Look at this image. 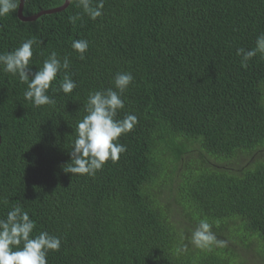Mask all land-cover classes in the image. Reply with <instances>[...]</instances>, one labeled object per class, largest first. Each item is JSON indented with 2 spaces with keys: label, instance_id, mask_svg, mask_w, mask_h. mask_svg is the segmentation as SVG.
Masks as SVG:
<instances>
[{
  "label": "trees",
  "instance_id": "1",
  "mask_svg": "<svg viewBox=\"0 0 264 264\" xmlns=\"http://www.w3.org/2000/svg\"><path fill=\"white\" fill-rule=\"evenodd\" d=\"M63 1L24 0L23 14ZM76 5L0 17V54L35 39L31 71L55 51L76 82L60 91L62 69L37 107L0 66V219L19 205L33 237H60L48 264H264V55L246 68L236 55L264 32V0H104L95 20ZM118 72L134 77L116 116L138 120L116 141L127 150L95 175L65 172L89 92L117 90ZM205 218L215 240L200 248Z\"/></svg>",
  "mask_w": 264,
  "mask_h": 264
},
{
  "label": "clouds",
  "instance_id": "2",
  "mask_svg": "<svg viewBox=\"0 0 264 264\" xmlns=\"http://www.w3.org/2000/svg\"><path fill=\"white\" fill-rule=\"evenodd\" d=\"M71 2L72 0H64V3ZM20 3L21 0H0V17L15 11ZM76 6L82 8L90 19L95 20L103 14L104 0H97L95 6H92V0H77ZM79 17V13L69 15L68 21L75 24ZM36 43L35 39L30 38L13 51L0 54V66L4 72L18 75L20 81L27 84L23 93L25 100L39 107L55 102L47 92L62 69L65 72L59 82L60 91L71 93L76 87V82L66 71L70 67L68 57L65 56L61 60L55 51L51 52L43 61L42 67L33 73L30 60L33 56V45ZM71 47L79 52L80 58L83 59L88 50V41L73 40ZM257 53L264 55V32L256 37L254 48L236 49V55L241 57V66L245 68ZM133 80L132 73L118 72L114 77L115 89L118 91L108 88L89 92L84 109L87 114L77 122L74 129L76 138L69 153L70 162L64 165L65 172L95 175L109 159L116 162L120 154L127 150L125 145L116 141L122 134L132 131L138 120L131 113L122 119H116V116L118 110L124 108L122 94ZM34 228L35 221L30 219L28 212L19 205L12 206L6 217L0 219V264H48V252L59 251L61 239L47 231H41L33 237ZM211 228L212 225L206 218L200 219L192 232V242L197 247H207L215 240Z\"/></svg>",
  "mask_w": 264,
  "mask_h": 264
},
{
  "label": "water",
  "instance_id": "3",
  "mask_svg": "<svg viewBox=\"0 0 264 264\" xmlns=\"http://www.w3.org/2000/svg\"><path fill=\"white\" fill-rule=\"evenodd\" d=\"M23 3H24V0H21V3L19 5V7L17 8V17L20 20H22V21H32V20L36 19L37 17H39L42 14H49V13L61 11L65 7H67V5L69 4V3H64V1H63V3L60 6H56V7H53V8L41 10V11L35 13V14H32V15H24L23 14ZM0 141H1V137H0Z\"/></svg>",
  "mask_w": 264,
  "mask_h": 264
},
{
  "label": "rangeland",
  "instance_id": "4",
  "mask_svg": "<svg viewBox=\"0 0 264 264\" xmlns=\"http://www.w3.org/2000/svg\"><path fill=\"white\" fill-rule=\"evenodd\" d=\"M242 159V161H245L246 159L245 158H241ZM216 161V160H215ZM215 161H214V163H215ZM217 163V166H224V164H226L225 162H224V160H218V161H216Z\"/></svg>",
  "mask_w": 264,
  "mask_h": 264
}]
</instances>
